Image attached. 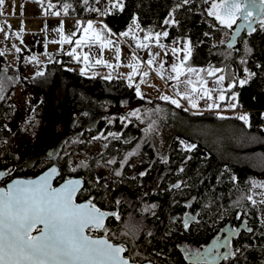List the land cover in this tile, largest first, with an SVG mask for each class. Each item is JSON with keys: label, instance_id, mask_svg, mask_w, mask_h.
<instances>
[{"label": "trees", "instance_id": "obj_1", "mask_svg": "<svg viewBox=\"0 0 264 264\" xmlns=\"http://www.w3.org/2000/svg\"><path fill=\"white\" fill-rule=\"evenodd\" d=\"M214 1L39 0L54 16H100L115 32L134 23L154 31L171 14L175 22L168 26L165 38L188 40L186 64L203 70L201 79L217 74L232 79V87L223 88L224 98L213 99L219 107L197 109L138 95L137 84H130L117 72L104 78L67 67L76 64L70 55L46 62L43 75L36 72L20 78L0 52V169L12 174L24 169L21 174L34 175L51 161L44 150L28 166H14L18 157L11 150L12 140L24 129L22 125L8 127L15 110L9 99L22 85L41 95L32 112L37 130L46 119L53 93L66 88L85 99L117 107L135 103L142 108L141 122L126 119L122 112L105 111L90 124L87 114L78 113L69 129L56 131L51 124L47 136L55 154L52 160L60 164L56 181L82 175L88 183L84 191L91 192L90 188L99 189L96 179L102 177L101 202L110 207L112 198L116 199V206L112 205L116 208V240L133 261L208 264L192 262L185 250L200 249L234 218L241 227L232 237L229 255L217 264H264V204L248 199L253 185L264 178V12L250 25L239 26L238 20L229 28L208 14L207 5ZM218 34L223 40L215 42ZM216 69L222 71L208 75ZM232 92L236 93V106L228 109L226 102ZM241 112L247 114L246 121L239 119ZM150 125L151 130L161 129L154 138L149 134ZM182 134L193 140L194 148L181 146L178 138ZM97 142L99 150L91 157H79L71 164L64 155L84 156ZM110 160L115 162L108 163ZM99 169L103 171L99 173Z\"/></svg>", "mask_w": 264, "mask_h": 264}, {"label": "rangeland", "instance_id": "obj_2", "mask_svg": "<svg viewBox=\"0 0 264 264\" xmlns=\"http://www.w3.org/2000/svg\"><path fill=\"white\" fill-rule=\"evenodd\" d=\"M222 2L223 0H215L208 4L206 8L208 13L211 10L225 15L224 9L220 7ZM242 2L247 3L252 15L246 21L243 19L242 13L237 12L235 21L239 20V26L246 22L250 25L264 12V5L261 0H242ZM213 4H216L217 7L213 8ZM40 6L39 0H5V3L0 6V15L2 16L0 19V28H2L0 30V52L4 61L18 70L20 78H26L36 72H41L46 62L59 61L63 53L71 54L72 60L75 61L79 59L76 58L77 55L75 56V53L83 50V63L87 65L68 64L67 67L73 68L84 75H95L104 78H109L117 72L124 76L130 84H137L139 95L141 96L149 98L168 96L169 99L167 100L169 102L174 99L178 101V104L182 103L185 105L186 103L192 108L198 109L213 104L214 98L219 99L221 95L224 97L223 88L232 84V79L224 77L223 74H217L205 80L201 79L199 75V70L201 69L198 66L188 65L186 62L181 66L185 55H189V44L186 38L180 37L171 41L161 35L159 40H157L156 33L167 31L168 26L172 23L171 14L165 18L160 28L154 31L146 30L134 23V25L123 31L115 32L112 29L113 33L111 29L99 27L97 23H91V25L102 29L100 36L96 35L91 38L93 34L85 35L84 33H79L78 27L82 23L76 22V26H72V23L67 20L53 21L36 17L39 13L56 17L50 9L46 10L43 5L42 9H40ZM101 10L102 7L100 6L95 11L100 13ZM166 20L169 23L166 24ZM41 27L45 29V33L49 31L47 39L40 42H32L31 31L33 29L40 30L42 29ZM17 33L19 34L17 35ZM122 33L128 34L122 35ZM145 37H148V39H145ZM78 40L80 41L79 44H77ZM213 40L215 42L223 40L222 34L214 36ZM173 49L178 51L174 52ZM86 52L88 54L85 56ZM149 60L152 61L151 64L148 63ZM97 61L100 62L98 63ZM102 61L108 64L105 65ZM94 64L103 66L89 68V65ZM161 64L163 67H161ZM173 64H176L178 71L182 73L179 79L170 78L177 75L172 70ZM147 67L152 68L156 73V78L152 80V84L147 83L146 77H144L146 76L144 73H147ZM188 68L198 71L189 73L187 72ZM220 76H223L224 79L217 82ZM189 79L193 82L191 85L187 83ZM201 81H206L207 83L202 84ZM193 86L197 87V91H192ZM208 91L211 93V99L205 95V92ZM203 96L206 97L202 98ZM40 99V93L26 85L13 90L10 96L9 100L15 104V110L7 125L10 129H13L16 125H22L24 129L12 140L11 150L16 153L18 159L30 153H38L49 148L47 136L51 131L49 128L51 124L56 131L67 130L71 126L73 116L78 113L87 114V122L90 124L95 122L96 115L105 111L122 112L126 119L141 122L139 110H142V108H138L135 103L117 107L110 102L85 99L78 91L66 88L53 93L45 115L46 119L37 130L32 112L35 104ZM235 101L236 93L232 92L228 96L226 107L232 109L233 107H230V105L235 104ZM193 104L196 107H193ZM132 112H137V115L132 116ZM239 114L240 116H247L244 112ZM159 130L161 129L153 128L149 130V134L154 138L155 133ZM178 140L184 148H189L188 146L193 145V140L185 134L180 135ZM98 150L99 144L97 142L84 156L79 153L72 154L73 157L70 158V161L75 163L79 157H91ZM102 171L99 169V173ZM253 186L254 188L248 197L252 198V202L259 203L264 201V178L260 177L259 181Z\"/></svg>", "mask_w": 264, "mask_h": 264}, {"label": "snow or ice", "instance_id": "obj_3", "mask_svg": "<svg viewBox=\"0 0 264 264\" xmlns=\"http://www.w3.org/2000/svg\"><path fill=\"white\" fill-rule=\"evenodd\" d=\"M184 2L188 3V0ZM4 3L5 0H0V6ZM261 3L264 4V0H261ZM216 7L217 5L213 4V8ZM220 7L224 9L225 15L211 10L208 14L229 28L235 23L237 12H241L246 21L252 15L247 3L242 0H223ZM165 23L169 21L166 20ZM91 26L89 22L88 27L91 28ZM261 26L264 27V20L261 21ZM127 34L122 33V35ZM161 35L166 37L168 33L167 31L156 33L157 40ZM79 43L78 40L77 44ZM228 46L231 47V44ZM173 51L178 50L173 49ZM188 58V55H185L181 66ZM148 63L151 64L152 61L149 60ZM161 67H163L162 64ZM172 70L177 75L170 78L179 79L182 73L178 71L176 64L172 65ZM197 71L193 68L187 69L189 73ZM216 71L222 70H210L208 75H214ZM37 75H43V73H37ZM223 79L224 77L220 76L217 82ZM187 83L191 85L193 82L189 79ZM201 83L207 82L201 81ZM240 83L243 84L245 81ZM192 91H197V87L193 86ZM137 94H140L138 86ZM205 95L211 99L210 91L205 92ZM220 98L223 99V95ZM161 99L167 100L169 97L162 96ZM172 103L178 105L177 100L173 99ZM192 106L196 107L195 104ZM235 106V104L230 105V107ZM208 107H219V105L209 104ZM131 115L136 116L137 112H132ZM239 119L246 121L247 116H240ZM149 128L151 130V125ZM109 135L118 136L119 134L109 133ZM188 147L194 148L195 145ZM114 162L108 161V163ZM56 171L52 168L38 180H17L7 185L6 189L0 188V264H129V261L121 255L125 251L123 245L111 243L107 233L104 238H93L86 234V229L103 227V220L109 214L102 212L91 201L82 204L75 202L74 196L81 185L80 180H68L59 188L52 187L50 181L52 174ZM248 199L252 198L248 197ZM261 202L264 203V201ZM117 219H119L118 216ZM187 226L185 223V227ZM33 231L37 234L33 235ZM228 255L229 253H225V258Z\"/></svg>", "mask_w": 264, "mask_h": 264}, {"label": "flooded vegetation", "instance_id": "obj_4", "mask_svg": "<svg viewBox=\"0 0 264 264\" xmlns=\"http://www.w3.org/2000/svg\"><path fill=\"white\" fill-rule=\"evenodd\" d=\"M52 149H53L52 147L45 149L47 151V153H48L47 154V158H50L51 161L43 169L47 168L48 166H50L52 164L57 166L58 174L56 175V177L53 180V185H56L57 183H59L60 181H62L63 179H66V178L81 177L82 186L80 187V189L76 193L75 202L91 201L102 212H105V213L109 214L103 220V227L96 228V229L89 228V229H87V232L90 235H93V236H104V237H105V235L107 233V238L112 243H119L116 240L117 220H116V210H115L116 208H114L116 206V202H115L116 199L112 198V200L110 202V204H111L110 207L108 206V204L106 202L105 203L101 202L102 199L100 197V193L102 191V188H100V186H101V182H102V177L99 176L96 179L98 181L97 184L99 186V189H97L96 187H95L96 190L90 188L91 192H85L84 191V188H85L86 185H88V183H87V180L82 175L71 174V175H68V176H64V177H62V178H60L59 180L56 181L57 177H59V175L61 173V169H60V164L58 162L52 160V157L53 158L55 157V154L51 153ZM41 152L39 151L38 153H30L28 155L23 156L22 158L18 159L14 163V166L16 165L17 167H20V168L28 166L30 163H32V160L42 157L43 154ZM64 155L67 156V157H70V158L73 157L72 154H64ZM47 158H45V159H47ZM73 163L74 162H71V164H73ZM0 170H3V176H2V178L0 180V185L4 184L7 180H9L10 178H12L14 176H23V177L34 176V175H36V174H38L39 172L42 171V170H40L34 175H29V174H21L20 173V172H23L24 169L23 170H19L20 172H17V174H12V173H10V171H6L4 169H0ZM13 170H15V169H13ZM112 205L113 206L115 205V206L112 207ZM112 214H115V215H112ZM240 227H241V225L237 224V221L234 218H232L230 220V222H226L220 228V230L215 235H213L210 238V240L212 238H215V242L213 244V246H214L213 253L216 252V251H218V253H222V252L229 253L232 237L235 235L236 231H238L240 229ZM203 247H201V248H203ZM198 250L199 249H196V250H185V254L187 255L188 258L191 259V254L196 252V251H198ZM223 259H221V260H223ZM221 260H219V261H221ZM192 262H194V261H192Z\"/></svg>", "mask_w": 264, "mask_h": 264}, {"label": "water", "instance_id": "obj_5", "mask_svg": "<svg viewBox=\"0 0 264 264\" xmlns=\"http://www.w3.org/2000/svg\"><path fill=\"white\" fill-rule=\"evenodd\" d=\"M52 168H55L57 170L54 174H52V177H51L50 183H51L52 187L59 188V187H61L68 180H80L81 181V185L78 187V190L80 189V187L82 186V179H81V177H70V178H66V179H63L62 181H60L59 183H57L56 185H53V180L56 177V175L58 174V168L54 164L48 166L47 168L43 169L41 172H39L38 174H36L34 176H27V177L14 176V177L10 178L9 180H7L4 184L0 185V188H5L6 189L7 188V185L12 184L14 181H17V180H20V181H30V180L34 181V180H38L45 173L50 172V170ZM0 173H3V170H0ZM2 176L3 175H0V180H1ZM76 193H75V196H76ZM75 196H74V200H75ZM87 202L88 201H81V202H76V203L77 204H82V203H87ZM32 234L33 235H36L37 232L36 231H33ZM86 234L87 235H90L87 232V229H86ZM90 236H92L93 238H104V236H93V235H90ZM214 242H215V238H212L211 240H209L203 248H201L198 251H196V252H194V253L191 254V259L190 260L191 261H198V262L204 261V262H206L208 264H216L219 260L223 259L225 257L224 256V254H225L224 252L218 253V251H216V252L213 253V249H214L213 244H214ZM113 244H115V245H122L120 243H113ZM121 255L125 259H127L129 261V264H155L154 262H152L150 260L133 261V260L129 259V257L124 254V252Z\"/></svg>", "mask_w": 264, "mask_h": 264}, {"label": "crops", "instance_id": "obj_6", "mask_svg": "<svg viewBox=\"0 0 264 264\" xmlns=\"http://www.w3.org/2000/svg\"><path fill=\"white\" fill-rule=\"evenodd\" d=\"M23 3H25V2H23ZM40 5H41L40 6L41 7L40 9H42L43 6H42L41 3H40ZM36 17L43 18V20L49 19V20H53V21H55V20H57V21H65V20H67V21H69V22L72 23V26H76V22H78L80 24L82 23L78 27L79 33L80 34L84 33L85 35H92L93 34L91 38H93L96 35L100 36L99 34H100V32H101L102 29H100L99 27L111 29V27L100 16H90V17H60V16H56V17H52V16H48V15H44L42 13H39V15H36ZM1 18H2V16L0 15V19ZM88 22L97 23L99 25V27H95L94 25H92L91 28H89L88 27ZM60 27L62 28L61 25H60ZM41 28L42 29H40V30H43L45 32V29L43 27H41ZM73 28H76V27H73ZM46 30L48 31V29H46ZM33 31H38V30L37 29H33ZM111 31H113V30L111 29ZM113 33H114V31H113ZM48 34H49V31H48V33L47 32L45 33V38L42 39V40H34V38L31 36V40H32V42H37V41L40 42V41L46 40ZM87 54L88 53L86 52L85 53V56ZM64 55H70L71 56V54H68V53H63V56ZM76 55H77L76 58H79V59H77L75 61L73 60L76 63L75 65H77V64H85V65H87L86 63H83V59H84V57H83L84 56L83 50H80V52L79 51L76 52L75 53V56ZM102 63H104V61H102ZM89 64H93V63H89ZM104 64L107 65L108 63H104ZM89 68H91V67H89Z\"/></svg>", "mask_w": 264, "mask_h": 264}, {"label": "built area", "instance_id": "obj_7", "mask_svg": "<svg viewBox=\"0 0 264 264\" xmlns=\"http://www.w3.org/2000/svg\"><path fill=\"white\" fill-rule=\"evenodd\" d=\"M31 36L35 39V40H42L45 38V32L43 30H38V31H32L31 32ZM146 77V81L148 83H151L152 80L154 78H156V73L155 71L150 68V67H147V75L145 76Z\"/></svg>", "mask_w": 264, "mask_h": 264}]
</instances>
